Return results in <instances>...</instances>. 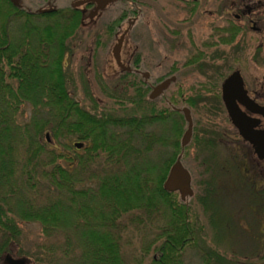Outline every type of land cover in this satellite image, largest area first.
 I'll return each mask as SVG.
<instances>
[{"label": "trees", "instance_id": "trees-1", "mask_svg": "<svg viewBox=\"0 0 264 264\" xmlns=\"http://www.w3.org/2000/svg\"><path fill=\"white\" fill-rule=\"evenodd\" d=\"M119 1L122 9L105 24L107 36L141 10L136 0ZM80 26L81 16L71 13L68 4L39 13L17 0H0V264L20 239V221L41 228L40 244L25 251L30 264H129L124 256L129 223L149 219L161 202L167 225L149 264H176L187 247L198 245L197 216L177 192L163 189L167 170L154 166L150 155L158 143L164 146L167 112L170 156L162 160L165 167L189 152L190 146L181 152L179 142L184 127L179 93L174 94L178 88L169 106L146 100V90L139 88L138 101L123 94L112 106L103 108L93 100L86 109L65 64ZM123 81L122 87L131 82ZM187 106L194 111L193 103ZM209 124L195 123L193 144L199 133L211 130ZM155 125L162 131L158 135L150 129ZM47 126L48 138L75 137L84 154L70 158L48 147L43 141ZM203 260L230 264L210 247L203 249Z\"/></svg>", "mask_w": 264, "mask_h": 264}, {"label": "rangeland", "instance_id": "rangeland-1", "mask_svg": "<svg viewBox=\"0 0 264 264\" xmlns=\"http://www.w3.org/2000/svg\"><path fill=\"white\" fill-rule=\"evenodd\" d=\"M17 1L32 10L47 7V1H52L57 8L68 4V0ZM239 1L137 0L141 8L139 20L125 36L121 53L124 59L129 60L131 51L135 47L138 48L145 66L149 62V66L155 68L153 69L155 75H160L173 66L179 69L180 65L198 49L212 52L231 51L227 45L217 43L218 46H211L209 44L216 40L213 36L214 29L227 26L224 21L227 16H223L222 11L235 7ZM121 9L122 2L116 0L94 21L81 24L70 39L72 51L66 55L65 64L75 78V94L81 98L86 109H90L93 100H97L99 105L105 108L114 105L117 96L125 94L123 96L128 97L132 94L130 87L121 85L123 80H131L130 77L121 78L120 82L112 81V76L119 72L110 54L116 37L107 36L104 32L105 24ZM127 26L126 20L121 23L117 29L118 36ZM16 30L17 24H13L11 27L13 37L17 35ZM255 40L254 37V40H250L249 43L245 42L247 45L245 49L252 51L258 43ZM238 44H241V41ZM250 72L254 74V69ZM176 75L177 85L181 81L191 83L198 80L191 68H181ZM107 85L115 88L111 90L110 98L104 96L103 89ZM175 88H177L176 85H171L170 91H174ZM115 90L119 94H116ZM24 109L28 121L31 109L27 105ZM192 116L195 121L199 118V114L194 111ZM218 124L217 130L223 136L222 131L229 130L230 125L225 122L223 116ZM168 125H165V128L167 127L165 136H167ZM159 127L155 125L150 129L158 135L162 132ZM46 134L48 136L50 134L49 126L43 133V141L48 147L57 148L65 156L75 158L77 155L84 154L83 150L74 147V142H80L75 137H61L59 140H54L52 136L45 139ZM223 138L226 140L224 136ZM219 147L217 157L213 160L212 179L206 187V192L202 190L203 184L200 182L209 177L207 175L209 160L203 166L201 162L206 161L207 155L210 156V154H198L196 148L191 146L188 154L182 157L183 165L192 177L193 193L187 203L197 216L198 245L187 247L176 264H205L203 249L208 247L224 255L230 264H264V203L249 196L255 190L253 186L250 187L243 175L241 154L235 145L223 141ZM164 155L161 147H155L150 158L153 163H160ZM76 165L73 164L72 167L75 168ZM177 194L179 197V193ZM200 195L203 203L198 200ZM166 214L162 211L152 213L149 219H137L129 223L130 228L124 243V256L129 264H149L153 254L152 248L160 237L161 230L167 225L168 215ZM19 226L20 239L11 245L7 254L28 258L29 255L25 254V251H34L42 241L41 228L38 223L27 221H20ZM2 259L1 264H6L4 258Z\"/></svg>", "mask_w": 264, "mask_h": 264}, {"label": "flooded vegetation", "instance_id": "flooded-vegetation-1", "mask_svg": "<svg viewBox=\"0 0 264 264\" xmlns=\"http://www.w3.org/2000/svg\"><path fill=\"white\" fill-rule=\"evenodd\" d=\"M115 1L116 0H112L109 5ZM46 4L47 7L40 9L51 7H53L54 10L57 9V7L52 4V1H47ZM68 5L71 13L76 12L81 16V24L94 21V19L99 17L109 6L108 5L103 10H99L94 18L90 19L89 15L96 7L97 2L68 0ZM40 9H37V11ZM136 9L137 11L141 9L137 0ZM140 12L138 15L132 17V19L127 20L128 26L119 34V36L118 31L114 34L116 41L122 34H124L125 38L128 31L131 30L137 20H139ZM39 13L49 12L45 11ZM222 13L223 16H227L224 20L226 22L225 25L227 26L214 29L215 34L213 33V36L216 40L212 41L209 45L218 46L217 43L227 45L231 51L215 50L212 52L198 49L192 56H190V58L180 65L179 69H177L176 66H173L168 71L160 75H155L153 70L155 68L149 66V62L145 66L142 55L136 47L131 51L129 60L124 59L123 54L121 53V65H117L112 54V48L116 43L115 41L110 54L119 68V72L112 76V81H117L124 77H130L131 82H126V84L130 86L133 100H139L138 89L142 88L146 90V100L156 101L158 105L169 106L171 104V95L173 92L170 91V86L177 83L176 73L181 68H191L193 73H196L198 80L191 83L181 81V83L177 85L178 90L177 88L174 90H177L174 94L179 93V102L182 105L180 110L184 122L182 123L184 129L179 138L182 149L181 152H183L187 146H194L198 154H210V156L207 155L206 161L201 162L203 166L209 160V168L207 171L209 177L202 179L200 182L203 184L202 190L206 192V187H208V184L212 179L211 170L214 166L213 160L217 157V148L220 149L219 146L223 141L235 145L237 151L241 154L240 158H242V160L240 163L242 165L243 175L250 187L253 186V190H255L252 191L249 196L264 203V0H240L235 7L226 8ZM229 15L231 16L230 18ZM234 29H236V32L235 34H232ZM254 37L256 39L255 41L258 43L252 51L249 52L245 49V46H247L245 42L249 43L250 40H254ZM220 39H223V41ZM240 41L241 44H238ZM257 46H259L258 50H256ZM90 56H92V54ZM190 60L194 62L187 64ZM251 69H254V74L250 72ZM256 70H258V72ZM234 73H238L239 75L234 77V79L228 84L224 93L226 101L228 102L230 109L233 111L232 116L223 97V84ZM171 77H174V81H171L165 88L160 89V84L171 79ZM120 81L121 80L118 82ZM112 89L115 88L107 85L106 88L103 89L104 96L110 98L109 96ZM155 89L159 90L154 97H151L150 95ZM115 93L119 94L116 90ZM188 100L195 106L194 113L199 114V118H197L196 121L194 116H192V110L187 106V103H189ZM186 110L190 115L192 129L191 133L185 136L188 129V121L184 116V111ZM221 116H223L225 122L230 125L229 130L222 131L226 140L221 133H219V130H217V128L219 129L218 121ZM169 120L170 114L167 112L165 125L169 124ZM234 120L242 126L248 136L247 138L242 135L239 126L234 123ZM196 122L212 123L209 124V127L212 125V128L211 130H207L211 132V134L209 132L204 135L199 133L196 144H193V131ZM169 127L170 126L168 125L167 136L163 139L164 146L161 148L163 154L166 155V157L164 155L163 159H167L170 156ZM166 130L167 127L165 128L164 134L166 133ZM209 137H211L210 140L208 139ZM204 140H206L207 145H205ZM159 144L160 143H158L157 147H160ZM177 163L182 166V170L184 169L185 172L188 173L190 177L189 184L190 187L192 186L191 174L183 165L181 156V159L173 161L168 169L165 167L164 161L153 163L154 166L167 170L162 182V187L166 191L168 190L164 186L172 184V180L182 182L184 179L182 178L184 172H177V174L173 172L172 180L168 184H165L171 175V169ZM220 166L221 165H219V168H221ZM173 191L179 193V197L182 199L179 190ZM190 196H192V194L186 196L182 200L187 202ZM159 201L161 202V200ZM154 208L155 213L161 211L165 212L166 210V206L163 202L155 203Z\"/></svg>", "mask_w": 264, "mask_h": 264}, {"label": "water", "instance_id": "water-1", "mask_svg": "<svg viewBox=\"0 0 264 264\" xmlns=\"http://www.w3.org/2000/svg\"><path fill=\"white\" fill-rule=\"evenodd\" d=\"M14 1H16V0H14ZM86 1H95V2H97L96 7L94 8V10L89 15L90 19L94 18V16L98 13L99 10L105 9L112 2V0H86ZM53 10H54V8L51 7V8H47V9H40L37 12H45V11L46 12H51ZM123 39H124V34H122L117 39L116 43L114 44V46L112 48V54H113V57H114L117 65H121V48H122V44H123ZM237 75H239V74L238 73L232 74L223 84V97H224L225 103H226V105L228 107V110H229V112H230V114L232 116H233V111L230 109V106H229L228 102L226 101L224 93H225V90H226V87L228 86V84ZM171 81H174V77H171V79H168V80L164 81L162 84H160L159 88L160 89L165 88ZM158 90L159 89H155L151 93L150 96L154 97L157 94ZM184 116L186 117V119L188 121V129H187L186 134H185V136H186V135H189V133H191L192 122H191V119H190L189 112L187 110L184 111ZM234 123L239 126L240 132L242 133V135L247 138L248 136H247L246 132L243 130L242 126H240L239 123L236 122L235 120H234ZM46 137L48 139V134H46ZM73 145L77 149H80V148L83 147V143L79 142V141L74 142ZM173 172L175 174H177V172H184V174H182V178H184L182 180V182H178L177 180L176 181L172 180ZM171 180H172V184H170L168 186H166V185L164 186L168 191H170V190L171 191L179 190L180 193H181L182 199H184L186 196H189V195L192 194V190H191V187H190V184H189L190 177H189L188 173L185 172L184 169L182 170V166L179 163H177V164H175L173 166V168L171 169V175L167 179L165 184H168ZM4 262L6 264H28L29 263V259L27 257H13L10 254H6L5 257H4Z\"/></svg>", "mask_w": 264, "mask_h": 264}]
</instances>
